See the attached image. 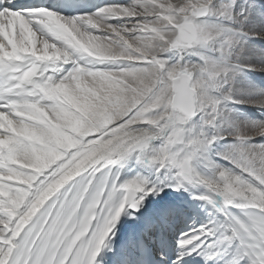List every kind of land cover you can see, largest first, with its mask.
<instances>
[{
    "label": "snow or ice",
    "instance_id": "6c2138e0",
    "mask_svg": "<svg viewBox=\"0 0 264 264\" xmlns=\"http://www.w3.org/2000/svg\"><path fill=\"white\" fill-rule=\"evenodd\" d=\"M84 7L0 0V264H264V0Z\"/></svg>",
    "mask_w": 264,
    "mask_h": 264
},
{
    "label": "bare ground",
    "instance_id": "6f19581e",
    "mask_svg": "<svg viewBox=\"0 0 264 264\" xmlns=\"http://www.w3.org/2000/svg\"><path fill=\"white\" fill-rule=\"evenodd\" d=\"M22 4H36L37 0L31 1L29 2L28 0H19ZM106 2H109V0H107ZM105 2V3H106Z\"/></svg>",
    "mask_w": 264,
    "mask_h": 264
}]
</instances>
